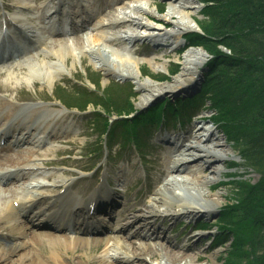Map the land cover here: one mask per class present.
<instances>
[{"label":"rangeland","instance_id":"rangeland-1","mask_svg":"<svg viewBox=\"0 0 264 264\" xmlns=\"http://www.w3.org/2000/svg\"><path fill=\"white\" fill-rule=\"evenodd\" d=\"M31 1L33 7L29 9L26 15L31 13L35 14L36 12H39V14L45 13L47 5H49V0ZM83 1L93 13H97V18L93 20V23H88V28L84 32H78L71 37H61V39L63 38L68 41L69 47L76 48L74 44L76 40H85L87 34L93 33L94 29H96V22L101 18H105L107 15H113L116 10H122L121 8L125 7V5L130 4L138 6L145 12L147 11L148 13L155 15L158 19L169 18V14H171L173 10L176 11L175 6L178 5L176 0H147L149 1V5L148 2H137L141 0ZM195 2L193 18L197 23L196 29H184L180 34L177 33L178 35L176 34L174 38L164 36L166 32L174 31L170 26H168L167 29L162 27L163 33L156 38L151 39L139 38L138 36L143 33L139 30L133 32L129 26L119 28L113 27V31H108V36L113 37H115L114 32L117 33V36H119V32L123 34L125 31L126 34H130L131 37L129 43L118 41L115 42L112 47L115 49H124L130 57L140 64L141 69L138 75L136 74L135 64L130 65L129 69H124L116 63V58H114L113 55L111 56L109 52H107L106 55H101L99 57L91 55L85 51V49V54L81 53L78 49H74L72 55L65 57V62L60 61L52 55L47 56L45 51L38 56L35 55L34 58L31 57V59H33L32 63L22 62L23 64H20L19 59L16 61L13 60L12 62L0 63V105L4 104V107L11 106L13 109L12 112H15L18 111L23 104L32 103L42 105L44 103H49L51 111L53 113H58L57 116L51 119V121L48 120V122H41L42 126H50V129H55L49 139L44 138L41 132H33L31 135L28 134V132L27 135L24 133L28 142H40L39 145L35 143V148L33 146L36 155L39 156L40 163L52 162L50 167H45L41 170V172L50 176L49 180L41 179L40 181L49 185L47 186V189L43 190V193L53 198H49V202H44L42 205L37 206L36 210L42 211L44 208L48 209L53 201H57V205H59V201L64 202L65 205L68 204L74 206V203L77 206L86 205L88 199L97 195L96 191L99 187H102L105 190L108 189L109 191H114L115 189V192H118L116 198L118 199L117 204H119V206L114 210V219L104 221L105 226L111 229L113 233L110 232L100 236H91L90 234L76 235L75 233L71 234L67 232L59 235H69L71 237L83 236L90 242H96L98 239H104L106 241L111 240L112 237L117 234L121 237L127 236L129 239H132V235L140 227L138 224H142L141 222H144L145 218L135 222L131 228H126L124 234H120L118 231L122 226L126 225L124 224L125 221L119 218L120 213L123 210L130 212L131 206L138 202L146 192H154L156 189L162 188L165 183L171 180L172 177L169 172L172 170L174 166L173 164L177 161H184L188 157L181 145L184 140L186 144H191L194 142L193 137L196 135L198 129H201L199 132L200 134L205 130H211L214 131L219 140H223L224 142V146L217 150V153L224 159V162H216L213 164V166L218 168L220 174L213 180V183H216V185L214 184L212 187L213 190L209 192L211 194L209 197H211V199H216V202H218L213 207L214 215L206 216L204 218H196L194 221H190L192 219H187L184 216H181L178 220L168 219L165 221L164 216H158L156 217L157 220L153 227L155 230L152 229L149 231L148 229L151 228L150 226L146 229L140 228L139 230L140 233L148 236L155 231L158 238L154 239L153 237V242L151 243L158 247L161 242L160 240L162 239L167 241L169 245L176 250L181 247L191 248L193 245L194 249L188 251L190 258L184 259L180 264H184L186 261H190L192 264H229L227 263V260L228 251L231 249V245L225 244L223 248L218 249H216L214 245H211L210 238L216 235V227L209 232H196L193 229L194 227H198L201 222L213 225L219 218L221 209L228 201L236 197L235 189L237 183L233 177L229 176H235L237 179H244L255 183L258 181L259 175L253 169L247 167L246 163L240 159L238 148L231 145L230 142L226 140L221 128L214 127L206 121L208 118H211V113L204 109H199L201 106L206 109V106H204L202 101H199V104H197L198 107L195 109V112L197 113L191 123L187 125L185 124L183 127H179L177 124H172V126L168 127V131H166L167 134L161 127L157 128L156 131H151V133L154 132V138L151 140H148L150 134L147 131L148 141H146L147 146L142 149L145 154L142 158H138L135 154L133 144H123V139H120L119 137L114 139V135L109 141H105L104 138L101 139L102 144L100 143L98 127L96 128L95 126L92 127V124L90 125L92 119L90 111L93 112L92 107L89 108V112L86 114H80L76 110H65L60 101L62 98V102L67 105L79 104L80 96L76 88H79L80 90L84 87L94 89L90 82V79L93 78H99L98 80L102 90L106 87L109 88V91L112 90L110 91L112 101L116 99L115 101L117 103H125L128 99L127 96L132 94L133 97L131 100L135 112L131 115L135 116L138 114H146L154 106L165 102L166 100H170L173 104L180 98L185 100V97L197 93L203 80V76L207 73L209 68L208 63L210 62L211 57L205 50L197 47L195 49L202 50L203 54L206 56V60L202 63L200 70L194 69V65H187V61L189 60L187 57L189 54L188 51L185 50L186 45L182 37L191 32H199L200 29L198 28V25L206 22V19L202 14L201 5L197 0H195ZM8 5L13 7L16 6L14 0H0V11L4 8L8 14L13 15L16 12V9L13 7L8 8ZM135 11L140 12V10ZM139 15H141L139 16L141 20L150 23L144 13L140 12ZM176 17L178 18V16ZM34 20L35 19L33 18L29 21L35 24L36 21ZM185 21L188 22V20ZM35 27L37 28L38 26L36 25ZM38 31L43 32V35L50 34L54 36V31L48 33V29L39 28ZM48 39L45 38V42H47ZM180 43L183 45L177 50H174V47L178 46ZM85 45L87 46L88 43L85 42ZM199 57L200 56L193 55L191 59L195 60ZM186 59L188 60L186 61ZM33 63L35 68L31 71L30 69H32L31 66ZM174 63L178 64L180 67L169 77V72L174 69ZM153 66L158 67L159 72H153ZM185 67H191L189 69H192L193 76H196V78L199 79V82L194 84L191 80L190 82L188 81L186 85H181L177 90L171 91L170 86H176V80L187 78V76L183 74ZM45 68H48V70ZM113 71H115V73H113ZM59 72L60 76L56 77V74ZM191 85L192 90L188 91L187 88ZM75 86L76 90L73 89ZM152 86L156 87L155 89L163 87V90L156 93V97H151L150 93L153 91L151 90ZM61 87L64 89L66 88L65 93L58 92V88L61 90ZM131 115L127 117H130ZM107 117L108 120L113 122L112 124L118 121L113 114ZM26 119L27 122L29 119L35 121V114L30 113L29 117ZM183 122H185V120ZM92 128L94 130H92ZM59 130H61L64 135L52 137L53 134H58L57 132H59ZM117 132L118 130L114 133ZM168 137L170 138V143L162 142L165 139L168 141ZM98 140L99 144L97 146ZM171 141L175 142V146L172 145L173 142ZM110 144L112 145L110 146ZM209 147L210 149L212 148L211 145H209ZM91 151H98L99 153L91 156ZM234 160L238 168L228 171L227 167H229ZM202 165L203 164H198V166L192 167L187 166V168L199 170L202 168ZM91 167H95L93 172H82V170L91 169ZM202 175L208 177L210 172L204 171L202 172ZM238 176H242L243 178H239ZM105 179H108V181ZM58 181H66L69 184L74 182L75 185L66 193H62L64 189H57ZM23 182L24 181H20L19 185ZM220 182H223L224 185L217 189L216 187L221 185ZM107 183H110L111 185L109 188ZM24 196L30 195L24 194ZM175 196L178 197V203L185 201L177 191ZM170 197L166 198V207H162V209L169 208V205L174 202V197ZM153 200V193L144 196V201H146L147 204L153 203ZM144 201L142 202L143 204ZM28 208L30 207L28 206ZM139 209L140 208L134 211V214H137ZM18 219L20 220L19 216ZM98 219L101 218L98 217ZM2 230L3 231L0 230V253L4 249H10L19 245L22 241H30V237L24 238L17 233L10 232L9 230ZM189 235L196 237L193 240H189ZM200 237L202 238V241H198ZM135 241L139 243V240L136 239ZM29 245L31 251L36 253L39 258L43 260V263L46 264L49 263L46 262L47 256H51L52 253L63 257L66 264H77V262L80 261V255H84L85 257L91 256L94 259V264H105L100 261L101 257L102 260H107L108 262L113 260L116 264L125 263V257L120 254L119 251L110 248L106 254V248H103V246H101L98 252H94V249H92V251L87 254L85 249H80L78 253L73 254L72 252H66L63 249L52 248L48 243L42 245L36 243L34 245ZM20 251L22 250L18 249L16 252ZM19 256L18 253L15 255L10 254L9 260L13 259V263L11 264H18V260L20 259ZM21 256L22 259L20 261L24 259L23 253H21ZM103 256H106V259H104ZM142 262L143 264H170L166 258L162 257H160L157 262L154 261V259L146 257L143 258ZM0 264L9 263L0 261ZM23 264H29V262H23Z\"/></svg>","mask_w":264,"mask_h":264},{"label":"bare ground","instance_id":"bare-ground-1","mask_svg":"<svg viewBox=\"0 0 264 264\" xmlns=\"http://www.w3.org/2000/svg\"><path fill=\"white\" fill-rule=\"evenodd\" d=\"M56 1L54 0L53 5L46 11L44 16V19H47L49 23L51 21L54 23L52 25L50 24L52 29H55L57 27L55 21L56 17L60 15L58 9L61 4L57 5L58 1ZM60 1L63 2L64 0ZM142 1L146 3L148 2L149 5V1L147 0H141L137 2ZM176 2L178 3V5L175 6L176 11L173 10V12L169 14V18L162 19L156 18L155 15L150 14L147 11L145 12L138 6L130 4L125 5V7L121 8L122 10H116L113 15H107L105 16V18H101L98 22H96V29H94L93 33L87 34L85 40H76V42L74 43L76 48H73L71 46L69 47L68 41L63 38H49L47 42H42V49L36 53V56L46 51L45 54L47 56L52 55L60 61L65 62V57H67L68 55H72L74 53V49L80 50L83 54H85V51H87L91 55L99 57L101 55H106L107 52H109L111 56L113 55V57L116 58V63L124 69H129L130 65L135 64L136 74L138 75L141 69L140 64L135 59L130 57L124 49H115L112 47L113 44L118 41L129 43L131 37L130 34H126L125 31L123 32V34L119 32V36H117V33L114 32L115 37H113L108 36V31H113V27L119 28L129 26L131 27V31L136 32L137 30H139L143 33L138 36L139 38L151 39L156 38L158 35L163 33L162 27L164 29H167V27L170 26L171 29L175 31V33L174 31L166 32L164 36H169L168 38H174L177 33L180 34L184 29H196L197 23L193 18V9L196 3L195 0H176ZM14 3L16 4L17 12L16 15H14L12 18V20H14V23L13 29L10 31L13 35L12 39L18 42V39H21L22 35L27 36L26 33L31 34L34 32L31 29L35 28V26L29 21L34 18L33 13L28 15L24 13V11L32 8L33 4L31 0H14ZM135 10H140V12L144 13L150 23L141 20V18L139 17L141 16L139 15L140 12ZM36 15L37 14H35V16ZM64 16L66 20L65 25H68L70 21H73L70 17L67 16V13H65ZM176 16H178V18ZM185 20H188V22H186ZM40 23L41 22H39V24ZM81 25L82 27L85 26V24H83L82 22ZM84 31L85 30L83 29L80 32ZM31 36L36 39L35 42L40 41V37L38 35L31 34ZM85 42L88 43L87 46L85 45ZM188 54L187 58L189 60L186 59V61L188 60L187 65H194V69L200 70L202 63L206 60V56L203 54L202 50L190 49L188 50ZM193 55L200 57L198 59L194 58L195 60H193L191 59ZM32 57L34 58L35 56ZM32 60L33 59H31V57H28V59L20 60L19 63H32ZM31 67L32 69L30 70L33 71V69L35 68L34 63ZM189 68L191 67H185L183 70V74L187 76V78H180L176 80L177 85L174 87L170 86L171 91L177 90L181 85H186L188 81L190 82L191 80L194 84L199 82V79L196 78V76H193L192 69ZM45 69L48 70V68ZM158 69V67L153 66V72H159ZM113 73H115V71H113ZM59 76L60 72L56 74V77ZM191 87L192 85L187 88L188 91L192 90ZM155 88L156 87L154 86H152L151 88V90H153L150 93L151 97H156L155 94L163 90V87H159L157 89ZM29 107L30 106L22 107L19 110V113L22 114V112H24V110L26 111ZM3 110L4 107H1L0 111H2V114H0V135H4L6 133L4 129L11 120L12 116L9 113L5 114ZM27 113H38L37 120L39 121H42L44 119L47 120L50 117H54L56 114H58L51 112L46 108V106H43L40 109L32 107L29 111H27ZM200 130L201 129H198L196 135H194L193 143L186 144L185 140L182 142V148L187 153L188 157L184 161H177L175 162V164H173L174 166L169 172L172 177L171 180L165 183L162 188L156 189L154 192H146V194H144L138 202L134 203L131 206L130 212H127V210H123L120 213L119 218L125 221L124 224H126L125 226H122L118 231L120 234H124L126 228H131L135 224V222L143 218H145V221L141 222L142 224H138L140 226L139 229H146L150 226L151 228H149L148 230L151 231L152 229L155 230V228L153 227L154 223L157 220L156 217L158 216H164L165 221L168 219L178 220V218H180L181 216H184L187 219H192L190 221H194L196 218H204L206 216L214 215L213 207L218 202H216V199H211V197H209L211 196L209 192L213 190V185H216V183H213V180L220 174L218 168L216 166H213V164H215L216 162H224V159L217 153V150L224 146V142L223 140H219L218 137H216L214 131L205 130L202 134H200ZM42 133L48 138L51 136V131L48 126L42 129ZM57 136L58 134L54 135V137ZM167 140L170 141V138L168 137ZM171 142L175 143L174 141ZM209 145L212 146L211 149ZM36 159L37 157L35 156L33 150H24L7 154L2 159L1 163H4L3 166L10 165L12 170H0V175H3V178H8V180L12 179L9 183L13 186H0V230L3 231L2 229H6L12 233H17L24 238L29 235L30 241H22L19 245H16L10 249L2 250V252L0 253L1 262H7L9 264L13 263V259L9 260L10 254L15 255L18 253L20 255L18 264H23V262H29V264H45L39 258V256L36 253H33L30 249L29 244L34 245L35 243L38 245L48 243L52 248L63 249L64 251H70L73 254L78 253L80 249H85L87 251V254L90 253L92 249H94V252H98L101 246H103V248H106L105 252L107 254L108 250L110 248H113L116 251H119L120 254L124 255V264H143V258L146 257L154 259V261L156 262L160 257H162L166 258V260L170 264H180L184 259L190 258V256L188 255V251L194 249L193 245L191 248L181 247L176 250L163 239L160 240L161 242L159 247L153 245L151 243L153 242L152 238H158L155 231L150 236H148L145 234L143 235L142 233H140V230L137 229V231L132 235V239H129V237L127 236L121 237L117 234L114 235L111 240L106 241L104 239H98V241L96 242H90L83 236L71 237L69 235L57 234L58 232H62L63 234L69 232L71 234L75 233L76 235L94 234V231L91 230L93 226H88V220L90 219V214L95 210L107 213L109 219H111L110 209L113 208L118 201V199L116 198L118 196V192L109 191L108 189L105 190L102 187H99L97 189V196L95 198L88 199L86 206L88 207L89 211L86 212L83 208H80L74 212V208L72 206H66L70 210L69 213L73 215L72 227H69L68 224H66V222L72 223V220H63V218L66 216L64 210L65 204L60 205L59 210H61V213L54 215V218L58 219L59 221L60 225L58 227H52L45 223H36L32 227L30 222L19 220L18 215L20 214L18 211L22 208V200L25 199L23 198L25 193L24 191L29 190L30 188H36L40 191H43L45 188H48V185L43 184V182L31 183L30 186L34 184L32 185V187L25 186L24 183L22 184V186L15 185V182L17 180H28L31 177V167L38 166L36 164ZM198 164H203L202 168H200L199 170L187 168V166H198ZM16 167H18L17 171L15 170ZM204 171L210 172V175L208 177L202 175V172ZM58 182L59 183L57 189L64 188V193H66L71 187V184L67 185V183H64L65 181ZM176 191L185 200L184 202L178 203V197L175 196ZM152 193L154 194V202L151 204H147V202L144 201V196L150 195ZM47 196L49 195L38 194V198L27 199L26 201L30 202L31 205H35L36 202L42 199H44L42 201L49 200L48 198H46ZM170 196H172V198L175 196L173 198L174 202L169 205V208L162 209V207H166V198ZM143 201L144 204L142 203ZM55 204L56 201H54L50 207L55 208ZM109 205L111 206L109 207ZM138 208L140 209L137 211V214H134V211H136ZM86 213H90L88 216V220L86 219ZM37 217V221H46V219H48L45 212H40ZM34 220L36 221V218ZM102 229L104 228L102 227ZM47 230H50L52 232L48 233ZM195 237L196 236L192 235L188 236L189 240H193ZM136 239L139 240V243L135 241ZM198 241H202V238L200 237ZM18 249L22 251L16 252ZM21 253H23L24 255V259L22 261H20L22 259ZM101 258L100 261L104 262L105 264H116V262L113 260H110V262H108L107 260H102ZM103 258L106 259V256H103ZM46 259V262H49L48 264H66L64 261L65 259L63 257L57 256L55 253H52L51 256H47ZM93 260L94 259L91 256L85 257L84 255H80V261L77 262V264H94ZM190 263V261H186L184 264Z\"/></svg>","mask_w":264,"mask_h":264},{"label":"trees","instance_id":"trees-1","mask_svg":"<svg viewBox=\"0 0 264 264\" xmlns=\"http://www.w3.org/2000/svg\"><path fill=\"white\" fill-rule=\"evenodd\" d=\"M205 5L202 33H191L185 40L203 47L211 56L208 72L199 95L175 104L159 105L131 120H118L109 128L107 116H129L133 109L132 94L125 103H117L109 88L101 94L99 78L92 79L96 91H78L77 107L89 105L104 110L97 114L102 135L113 138L116 130L122 138L144 146L148 127L169 118H190L192 109L202 101L213 111V120L238 148L242 159L259 179L252 183L237 179L235 198L221 210L218 235L213 242L230 243L229 264H264V0H199ZM177 68L170 74L173 75ZM81 104V105H80Z\"/></svg>","mask_w":264,"mask_h":264}]
</instances>
